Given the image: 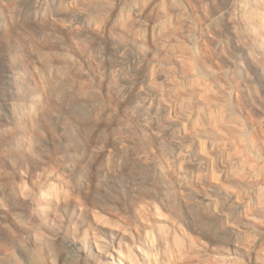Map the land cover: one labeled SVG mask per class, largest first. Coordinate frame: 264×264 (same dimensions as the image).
I'll return each instance as SVG.
<instances>
[{"label":"clouds","instance_id":"clouds-1","mask_svg":"<svg viewBox=\"0 0 264 264\" xmlns=\"http://www.w3.org/2000/svg\"><path fill=\"white\" fill-rule=\"evenodd\" d=\"M0 264H264V0H0Z\"/></svg>","mask_w":264,"mask_h":264}]
</instances>
